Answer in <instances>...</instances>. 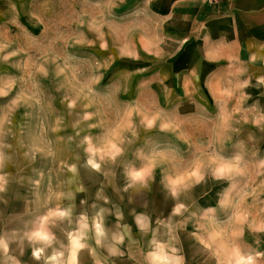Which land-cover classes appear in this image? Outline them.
Returning a JSON list of instances; mask_svg holds the SVG:
<instances>
[{
  "label": "rangeland",
  "instance_id": "rangeland-1",
  "mask_svg": "<svg viewBox=\"0 0 264 264\" xmlns=\"http://www.w3.org/2000/svg\"><path fill=\"white\" fill-rule=\"evenodd\" d=\"M232 2L213 33L202 0H0V264H264V0Z\"/></svg>",
  "mask_w": 264,
  "mask_h": 264
},
{
  "label": "crops",
  "instance_id": "crops-1",
  "mask_svg": "<svg viewBox=\"0 0 264 264\" xmlns=\"http://www.w3.org/2000/svg\"><path fill=\"white\" fill-rule=\"evenodd\" d=\"M202 5L207 9L204 10V15L208 17V26L211 27L213 33L218 31L224 33L227 26L226 22L231 26L245 25L246 23L242 20L244 18V11L246 9L255 10L252 4L244 5L243 3L232 2V0H224L219 7H211L204 3H202ZM196 14H201L200 10L197 9ZM249 16L250 13L248 14V17ZM199 18L200 17H198V19ZM247 24H249V22Z\"/></svg>",
  "mask_w": 264,
  "mask_h": 264
},
{
  "label": "built area",
  "instance_id": "built-area-1",
  "mask_svg": "<svg viewBox=\"0 0 264 264\" xmlns=\"http://www.w3.org/2000/svg\"><path fill=\"white\" fill-rule=\"evenodd\" d=\"M204 4L211 7H219L224 0H202Z\"/></svg>",
  "mask_w": 264,
  "mask_h": 264
}]
</instances>
